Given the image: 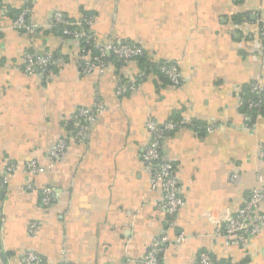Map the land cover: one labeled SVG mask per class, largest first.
Masks as SVG:
<instances>
[{
    "label": "crops",
    "instance_id": "0c3cea01",
    "mask_svg": "<svg viewBox=\"0 0 264 264\" xmlns=\"http://www.w3.org/2000/svg\"><path fill=\"white\" fill-rule=\"evenodd\" d=\"M25 7L28 22L40 26L34 35L14 26ZM57 12L71 20L91 15L95 40L137 43L146 56L83 75L82 42L62 34ZM259 12L264 0H0V167L15 165L8 184L0 183L6 253L0 264H24L29 251L49 264H140L162 235L172 244L161 264H196L202 252L216 262L264 264V227L241 245L227 246L216 234L264 173V159L256 156L264 146V112L255 130L244 128L241 103L250 83L264 85ZM27 52L57 61L47 80L21 69ZM150 62L177 64L182 83L172 85ZM143 72L140 88L118 94ZM98 101L105 109L77 139L75 112ZM151 118L185 123L163 140L184 198L173 226L157 206L162 192L152 189L141 157ZM212 122L226 125L211 133L191 127ZM62 137L67 151L53 160L51 149ZM29 162L44 172L31 173ZM45 188L52 192L48 205Z\"/></svg>",
    "mask_w": 264,
    "mask_h": 264
},
{
    "label": "built area",
    "instance_id": "2783aa9c",
    "mask_svg": "<svg viewBox=\"0 0 264 264\" xmlns=\"http://www.w3.org/2000/svg\"><path fill=\"white\" fill-rule=\"evenodd\" d=\"M31 0H24L29 4ZM25 7L15 18L14 26L25 31L30 35H34L40 29L35 23L28 22ZM93 16L86 15L81 20H71L62 12H57L54 21L60 28L62 34L66 37L78 39L82 42L81 58L77 65L81 74H104L106 68L110 64L123 63L124 61L137 60L145 55V47L133 42H117L107 36L102 42L95 40L90 26L93 23ZM256 22L259 24L258 35L264 42V14H257ZM96 47V49H95ZM57 65V61L48 55H34L27 52L24 55V64L21 69L28 74L40 73L45 80L49 78L51 68ZM157 68L163 73L172 85L178 86L182 83L180 69L175 63H159ZM147 77V73L143 72L137 77L131 78L124 82L118 89V94L123 90L135 91L142 85ZM249 96L241 103L247 106L245 112L244 128L255 130L257 127V116L264 112V85L261 81H253L249 84ZM105 109V104L98 101L92 106L80 107L73 116V127L75 137L82 139L87 135L90 125L95 121L97 114ZM256 116V119L254 118ZM255 120H254V119ZM70 122H67V126ZM225 122L209 123L206 126H194L197 132L211 133L217 129L224 128ZM70 126V124H69ZM150 139L142 152V160L147 167L151 176V187L154 190H161L162 196L157 202V206L165 210L169 216V225H174V217L180 208L184 205V198L179 191V183L173 175L174 165L164 159L162 149L163 140L172 132L182 129L185 123L179 119H170L164 123L151 118L147 123ZM65 138H60L52 147L50 158L53 160L60 159L67 151L68 144ZM258 158L264 159V146L256 151ZM28 170L33 174L44 172V168L40 167L36 162L27 164ZM15 170L14 164H6L0 167V183L6 185L9 182L10 175ZM235 177V176H234ZM234 179V178H233ZM260 186L253 189L247 196L241 208L234 214L225 216L224 221L220 222L216 228L218 236L225 237V245H241L251 237L257 236L264 227V213L259 211L260 203L264 200V173L258 175ZM28 189H33L32 184L27 185ZM51 189L45 188L43 192V204L48 205L51 201ZM36 223H32L29 227V234H33ZM181 239V238H180ZM178 239V241L180 240ZM172 244V239L167 235L158 237L149 247L145 257L140 264H161L162 254L166 248ZM1 245V251L4 248ZM24 264H49L40 255L33 251H29L25 256ZM67 264V263H61ZM196 264H249L234 261L216 262L212 259L208 252H202Z\"/></svg>",
    "mask_w": 264,
    "mask_h": 264
},
{
    "label": "trees",
    "instance_id": "16d2710c",
    "mask_svg": "<svg viewBox=\"0 0 264 264\" xmlns=\"http://www.w3.org/2000/svg\"><path fill=\"white\" fill-rule=\"evenodd\" d=\"M95 49H96V47H95ZM145 56H146V53H145L144 56L138 58L137 60L142 61L143 58H144ZM147 61H148V60H147ZM150 63H151V67H150L151 70H154V71L158 72L159 74L164 75V74L161 73L160 70L157 68V65H158L159 63H154V64H153L152 62H150ZM161 63H163V62H161ZM117 64H120V63H117ZM145 65H148L147 62L145 63ZM164 76H165V75H164ZM165 77H166V76H165ZM248 89H249V86H248ZM244 96H245V98H247V97L249 96V92H248L246 95H244ZM245 100H246V99H245ZM243 106H244V110L247 111L248 108H247L246 104H244ZM254 118L256 119V116H255V115H254ZM254 118H253V119H254ZM173 119H176V118H173ZM255 119H254V120H255ZM193 125H194V126H202V125H198V124H196V123H192V124H191V127H193Z\"/></svg>",
    "mask_w": 264,
    "mask_h": 264
},
{
    "label": "water",
    "instance_id": "95a60500",
    "mask_svg": "<svg viewBox=\"0 0 264 264\" xmlns=\"http://www.w3.org/2000/svg\"><path fill=\"white\" fill-rule=\"evenodd\" d=\"M0 249H1V245H0ZM0 257L2 258L3 261L6 262V259H5V257H6V253H5V251H1V252H0Z\"/></svg>",
    "mask_w": 264,
    "mask_h": 264
}]
</instances>
